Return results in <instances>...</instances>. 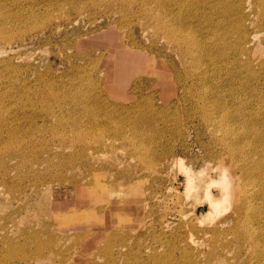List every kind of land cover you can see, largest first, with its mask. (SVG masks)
I'll return each instance as SVG.
<instances>
[{"label": "rangeland", "instance_id": "rangeland-1", "mask_svg": "<svg viewBox=\"0 0 264 264\" xmlns=\"http://www.w3.org/2000/svg\"><path fill=\"white\" fill-rule=\"evenodd\" d=\"M126 1L128 7L118 0H0V255L9 251L7 241L29 253L28 232L47 231L81 235L69 264H255L250 247L239 241L235 212L253 189L239 181V169L232 170L222 149V122L216 115L202 121L187 102L176 103L189 98L174 80L179 61L147 27V0ZM263 38L260 32L255 42ZM256 59L264 60V47ZM213 71L204 70L208 79ZM139 82L151 89L144 93L151 109L149 102L136 107ZM52 85L54 98L47 94ZM174 103L177 111L163 114ZM83 106L100 120L89 137L72 121ZM142 108L152 113L148 120L137 118ZM77 133L100 148L83 154ZM178 159L195 174L218 163L232 171L233 208L215 215L203 199L204 185L186 194ZM92 177L100 199L83 203L80 183L90 187ZM67 223L82 227L58 230Z\"/></svg>", "mask_w": 264, "mask_h": 264}, {"label": "bare ground", "instance_id": "bare-ground-1", "mask_svg": "<svg viewBox=\"0 0 264 264\" xmlns=\"http://www.w3.org/2000/svg\"><path fill=\"white\" fill-rule=\"evenodd\" d=\"M118 1L121 4L126 2L125 5L128 2L126 0ZM147 6L149 10L143 16V19L149 23L147 27L161 37L164 44H166V49L176 56L179 67L178 69L174 67V80L182 85L183 92L187 93L189 98L192 96L189 100L183 95L176 103L187 102L200 113L201 117L206 118L202 121L208 122L210 117L215 115L221 120V129L223 130L221 132L223 133L220 142L223 144L222 149L224 148V153L231 159L232 170L239 169L241 173L239 181L246 180L245 185H247L246 182L249 183L246 188L252 186L250 188L253 190L250 193L248 192L250 194L249 200L248 198H245L246 202L238 200L239 204L235 208L242 224L239 241L250 247L248 249L256 258L255 264H264V60L256 61V52L260 47H264V38L260 42H255L257 34L264 33V0H147ZM2 36L5 38L6 35ZM225 53L229 54L228 58ZM221 56L224 57L223 60H228L225 63L226 72L224 74H221L222 69H219L223 65L222 61L219 62ZM191 69L194 71L196 69L195 72L197 73H200L201 70L203 72L198 75H191ZM205 69L214 70L210 75L211 81L205 74ZM190 79H192L190 85H186V81ZM93 80L90 81L92 87L95 86ZM107 81L110 82L109 79ZM141 83L135 84L140 97L136 107L149 102L148 107L151 109L150 98L145 97L144 94L145 91L151 89L143 87ZM55 88L56 86L52 85L48 89L47 94L50 98L57 95ZM149 95L154 98L157 93H150ZM70 99L75 103L79 98L75 96ZM174 106H176L175 103L170 105L163 114L166 115L170 112L174 114L177 111ZM88 110L87 106H83L82 115L75 114L72 116L73 124L78 127L77 130H81L85 137L86 135L89 137V133L93 132L94 128L97 130V120H99L90 116ZM1 111L3 114L4 110H1L0 107V114ZM152 111L156 112L154 109ZM149 113L143 111V108L142 111L138 112L137 110V118L148 120V116L152 115V113ZM160 114L164 117L162 113ZM1 115L0 118H2ZM14 118H16V115ZM174 118L176 117L174 116ZM217 122H214V124ZM133 128L136 133V127ZM95 133L100 134L101 132H94V135H96ZM77 135L79 134L77 133ZM159 135L160 133L155 132L153 134L154 139L160 138ZM79 136L80 138L77 139L78 145L86 148L83 154L100 148V145L97 147L89 145V140H92L93 137H90L91 139L87 137L89 140L87 141L85 138L84 141V137ZM8 140L11 142L10 139ZM4 143L6 144V142ZM136 148L138 150V147ZM143 157L142 160H144ZM140 162L142 163V161ZM174 163L185 176L184 192L186 194L195 195L200 187L204 185L203 199L215 215L219 213L220 209L233 208V184L237 178L236 175L232 174V171L231 173L227 168L220 166L221 163H218V167L213 168L207 174H204V172L195 174L188 167H183L181 159L176 160ZM204 176L207 177L205 181H203ZM92 179L94 178L92 177ZM95 183H97L95 179L90 187L80 183L78 196L81 197L80 200L83 203L90 199L96 202L99 201L98 185ZM243 183L240 184L243 185ZM243 187H240V190ZM211 188H214V191H211ZM215 189L217 190L215 191ZM247 189H243V191H247ZM87 190L90 194L87 193ZM246 193L244 194L246 195ZM98 210L101 211L100 208ZM74 217L76 216L74 215ZM81 227L79 224L68 225L67 223L58 230L62 229L66 232L79 231ZM28 233L24 246L32 245L28 248L29 253L20 252L17 242L7 241L9 251L5 255H0V264H55L52 258L55 260L60 258V264H69L78 247L77 242L81 238L80 234H75L76 236L70 239L67 236L62 238L61 236L50 235L47 231ZM70 240H73L71 245L61 244V241L67 242ZM59 244L61 245L57 248ZM66 253L70 257L65 259Z\"/></svg>", "mask_w": 264, "mask_h": 264}]
</instances>
